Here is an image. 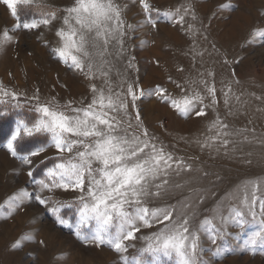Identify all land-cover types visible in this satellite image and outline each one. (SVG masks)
<instances>
[{"label": "rangeland", "instance_id": "rangeland-1", "mask_svg": "<svg viewBox=\"0 0 264 264\" xmlns=\"http://www.w3.org/2000/svg\"><path fill=\"white\" fill-rule=\"evenodd\" d=\"M115 2L123 9L126 25L132 27L126 28L122 50L113 41L109 54L104 56L108 62L104 65L107 79L114 91L121 87L126 90L129 83L144 90L146 95L136 101L143 127L174 159L181 158L191 167V171H170L167 177L153 181V185L163 179L168 183L159 196H147L145 206L174 209L173 220L177 223L188 219L189 231L199 237L197 264H264V247L250 250L246 246L250 235L258 230L259 202L255 221L241 205L245 187L249 199L253 187L257 188L256 195L264 199V36L256 35L264 31V0H148L150 14H145L139 0ZM73 3L74 0L18 3L16 8L30 9L21 12L23 16L29 14L27 23L56 13L49 24L26 30L22 27L26 22L11 18L10 9L0 2V33L21 24L11 32L14 41L0 49V85L18 93L23 104L21 108L0 105V121L10 116L8 124H0V264H123L122 257L132 264V258L147 245V238L164 227L155 223L152 227L141 226L135 239L125 241L128 250L124 253L86 242L77 237L75 230L79 192L40 191L34 183L44 179L46 171L59 162L56 149L48 147L39 156L30 157L29 164L14 158L3 147L17 120H30L36 115V101L31 99L34 95L40 103L54 107L69 102L73 107H85L93 99L92 85L107 91L104 77L90 79L85 72L61 63L53 52L60 46L56 31L63 27L64 9ZM93 61L97 67L101 64L99 56H94ZM201 80L215 87L217 103H212ZM157 87L165 89V95L172 99L199 91L204 101L185 115L159 96L147 95ZM201 109L204 115H197ZM129 112L135 115L131 104ZM217 120L227 125L224 131L230 133L222 137L229 141L227 147L217 141L211 149H202L200 143L216 135L217 129L211 126ZM132 123L135 126L136 121ZM133 131L135 127L128 129ZM31 139L19 142L18 155H28L50 143L48 136ZM253 181L258 184L250 183ZM21 190L30 193L31 198L10 210L7 201ZM151 191L157 189L153 186ZM37 192L50 201L47 206L34 198ZM51 201L72 205L60 212L68 226L58 224L48 211L59 206ZM232 208H240L249 223L238 227L225 222L222 217H229ZM205 221H211V225L202 229ZM93 228L94 223H90L81 231L89 235ZM217 230L222 237L216 235ZM29 233L33 239L24 240ZM17 242L21 247H14ZM158 260L159 264H176L174 256Z\"/></svg>", "mask_w": 264, "mask_h": 264}, {"label": "snow or ice", "instance_id": "snow-or-ice-1", "mask_svg": "<svg viewBox=\"0 0 264 264\" xmlns=\"http://www.w3.org/2000/svg\"><path fill=\"white\" fill-rule=\"evenodd\" d=\"M0 2L7 5L13 17H17L16 5L29 4L30 0ZM139 3L145 14H150L152 9L148 0H139ZM64 12L63 27L56 31L60 46L54 48L53 52L61 63L85 72L90 79L104 77L105 84L108 85L107 91L92 85L93 99L85 107H73L71 102L65 106L54 107L40 103L39 97L34 95L31 99L36 101V115L30 120H17L10 138L3 147L14 158L29 164L30 157L39 156L48 147L56 149L59 162L46 171L44 179L35 180L34 183L39 185L40 191L61 189L79 192L76 205L78 220L75 225L78 238L95 242L97 246L107 245L117 253H124L128 250L125 241L135 239V233L140 231L141 226L162 224L164 227L152 237H148L147 245L140 250L139 255L132 258V264H159L158 258L161 256H174L176 264H197L199 237L189 231L188 219L177 223L173 220L174 209H149L144 202L149 195L159 196L160 190L168 183L167 179H163L161 183L153 185V181L162 176L167 177L170 171H191V167L181 158L174 159L173 154L157 144L156 138L143 127L136 101L146 95L144 90L129 83L126 90L121 87L119 91H114L110 80L107 79L108 72L104 71V65L108 63L104 56L109 54V46L115 41L122 50L126 28L132 26L126 25L123 9L115 0H74L73 5L64 9ZM165 15L171 17L173 13ZM55 18L56 13L50 12L43 19L23 23L22 27L26 30L37 28L40 24H49ZM180 20H183L182 16ZM20 27L21 24L18 23L13 29L0 33V49L14 41L11 32ZM256 35L264 36V31ZM94 56L100 57L101 64L98 67L93 61ZM200 83L205 85L207 92L212 96V103H217L215 87L208 85L205 80ZM165 92V89L157 87L147 95L159 96L162 102H167L170 107L185 115L204 101L199 91L179 99H172L165 95ZM224 95L227 104L228 92ZM8 104H11L12 108L23 107L18 93L0 85V105ZM129 104L135 111L134 116L129 112ZM196 114L204 115V112L201 109ZM133 119L136 121L135 126ZM133 127L136 131L128 132V129ZM211 127L217 129L216 135L201 142V148L211 149L217 141L227 147L229 141L222 139L230 135L224 131L227 125L217 120ZM39 136H48L50 143L36 148L28 155H18L19 142ZM66 153L70 155L66 156ZM28 175L31 177L32 172ZM250 183L258 184L255 181ZM153 186L157 191H151ZM242 191L241 205L248 209L253 221L257 217L256 207L259 202L261 218L258 230L250 235L246 245L250 250H254L257 246L264 247V199L256 195V187L252 189L251 199L246 187ZM28 198H31V194L21 190L7 201L9 209L15 210ZM34 198L44 206L50 202L41 198L39 192ZM51 203L59 205L48 208L56 217V222L68 226V221L60 212L62 208L72 205L58 201ZM8 214L10 215L11 211ZM222 219L225 222L231 221L238 227L249 223L240 208H232L229 217ZM90 223H94L91 233L83 234L81 229ZM205 225H211V221L203 222L201 228ZM216 235L222 237L219 230ZM216 235L212 237L213 243ZM23 239L31 241L33 236L29 233ZM14 247H21V243L17 242ZM122 260L123 264H129L127 257H122Z\"/></svg>", "mask_w": 264, "mask_h": 264}, {"label": "trees", "instance_id": "trees-1", "mask_svg": "<svg viewBox=\"0 0 264 264\" xmlns=\"http://www.w3.org/2000/svg\"><path fill=\"white\" fill-rule=\"evenodd\" d=\"M20 8H17V15L19 16V18L21 19H24V18H28V16H29V14H26L25 16H23L22 15V13L21 12H23V11H26V13H27V11H29L30 9L28 8H26V10L25 9H23V7H21V6H19ZM29 19V18H28ZM11 114V113H10ZM10 114H8V116L10 115ZM12 117V116H11ZM10 118V116L8 117V118H1L2 119V121H0V124H8V119ZM9 122H10V120H9ZM32 141L33 140H36V138H32L31 139ZM2 141H3V137H0V144L2 143ZM31 148H33V147H31ZM31 148H29V149H31ZM28 149V150H29ZM18 150V149H17ZM19 151V150H18ZM21 151H19V153H20Z\"/></svg>", "mask_w": 264, "mask_h": 264}, {"label": "crops", "instance_id": "crops-1", "mask_svg": "<svg viewBox=\"0 0 264 264\" xmlns=\"http://www.w3.org/2000/svg\"><path fill=\"white\" fill-rule=\"evenodd\" d=\"M26 8L28 9L29 7H26ZM10 14H11V10H10ZM17 17H18V18H17ZM17 17H16V18H17L19 21H21V22H26V21H28V18H27V19H26V18H24V19L21 18V19H20L18 15H17ZM11 18H13L12 14H11ZM12 20H13V19H12Z\"/></svg>", "mask_w": 264, "mask_h": 264}]
</instances>
